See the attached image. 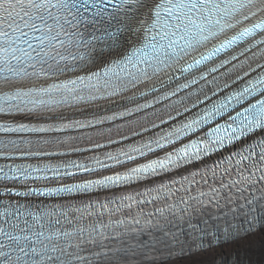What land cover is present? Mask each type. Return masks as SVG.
<instances>
[{
  "label": "snow or ice",
  "instance_id": "snow-or-ice-1",
  "mask_svg": "<svg viewBox=\"0 0 264 264\" xmlns=\"http://www.w3.org/2000/svg\"><path fill=\"white\" fill-rule=\"evenodd\" d=\"M78 104L118 105L91 125L185 117L146 148L188 142L124 177L167 180L74 221L0 189V264H264V0H0V134ZM23 177L0 166L9 185ZM61 217L69 230L49 232Z\"/></svg>",
  "mask_w": 264,
  "mask_h": 264
},
{
  "label": "bare ground",
  "instance_id": "bare-ground-1",
  "mask_svg": "<svg viewBox=\"0 0 264 264\" xmlns=\"http://www.w3.org/2000/svg\"><path fill=\"white\" fill-rule=\"evenodd\" d=\"M257 257H254V259H256Z\"/></svg>",
  "mask_w": 264,
  "mask_h": 264
}]
</instances>
